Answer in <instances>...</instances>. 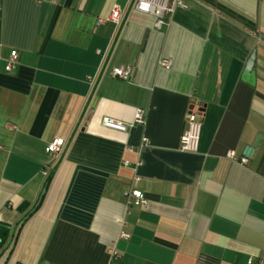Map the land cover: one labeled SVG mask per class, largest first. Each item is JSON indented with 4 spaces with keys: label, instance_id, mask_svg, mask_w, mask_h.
Returning <instances> with one entry per match:
<instances>
[{
    "label": "crops",
    "instance_id": "crops-1",
    "mask_svg": "<svg viewBox=\"0 0 264 264\" xmlns=\"http://www.w3.org/2000/svg\"><path fill=\"white\" fill-rule=\"evenodd\" d=\"M133 2L0 0V224L18 230L43 195L0 264H107L112 244L116 264L264 256V0H184L159 28ZM128 65L131 80L111 74ZM191 107L195 153L179 149ZM131 188L146 205L128 204Z\"/></svg>",
    "mask_w": 264,
    "mask_h": 264
},
{
    "label": "built area",
    "instance_id": "built-area-1",
    "mask_svg": "<svg viewBox=\"0 0 264 264\" xmlns=\"http://www.w3.org/2000/svg\"><path fill=\"white\" fill-rule=\"evenodd\" d=\"M133 7L136 11L151 14L156 18L155 26L161 27L165 21V17L171 15L178 8H186V3L184 0H134ZM122 11L119 7L115 6L108 20L112 21L114 24L118 25L121 22ZM104 20L100 19L99 22ZM17 60V52L15 50L11 51L6 63V70L10 71L15 67ZM160 65L166 68L171 67L170 60H161ZM131 66H118L112 69L111 74L122 80H131ZM89 82H93V78H88ZM133 123L143 125L145 123V111L143 109H136L134 114ZM187 128L183 132L180 138L179 149L182 152L195 153L199 149L200 137L203 126V112L200 109H194L191 107L186 114ZM103 126L114 128L117 130H125L126 125L117 122L108 117L102 118ZM144 142L147 140L144 138ZM66 141L63 138H53L47 146V153L51 160L55 161L62 151L64 150ZM226 156L234 161H239L241 164L246 163V158H237L233 150H229ZM51 165L47 164L43 170L44 175H48L51 170ZM139 177L136 176L134 181H139ZM128 200L129 205H146L147 199L142 191L137 188H131L124 194ZM119 237L127 239L129 235L125 232H121ZM109 259L107 264H116L120 259V254L116 250L115 246L112 244L108 248ZM246 264H264V256L259 258L249 257Z\"/></svg>",
    "mask_w": 264,
    "mask_h": 264
},
{
    "label": "trees",
    "instance_id": "trees-1",
    "mask_svg": "<svg viewBox=\"0 0 264 264\" xmlns=\"http://www.w3.org/2000/svg\"><path fill=\"white\" fill-rule=\"evenodd\" d=\"M65 150H66V147L64 148V150L62 151L60 156L54 161L52 168L46 177V188L50 184L52 177H53V175H54V173H55V171L59 165V161H60L63 153L65 152ZM42 200H43V195H42L39 203L37 204V206L33 209V211L29 212L28 214L22 215L21 221L18 225V230H15V228L11 229L10 227H8L6 225L0 224V252L7 250L9 248H13V246L16 242L19 230L39 210V208L41 207L40 205L42 203Z\"/></svg>",
    "mask_w": 264,
    "mask_h": 264
},
{
    "label": "water",
    "instance_id": "water-1",
    "mask_svg": "<svg viewBox=\"0 0 264 264\" xmlns=\"http://www.w3.org/2000/svg\"><path fill=\"white\" fill-rule=\"evenodd\" d=\"M252 63H253V56H252L251 60H250L249 63H248V69L252 66ZM251 151H252V148H248V149H247V153H248V154H249Z\"/></svg>",
    "mask_w": 264,
    "mask_h": 264
}]
</instances>
